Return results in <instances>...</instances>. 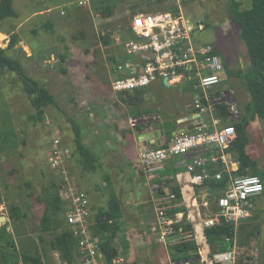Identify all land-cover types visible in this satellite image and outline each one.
Returning <instances> with one entry per match:
<instances>
[{"label": "rangeland", "instance_id": "1", "mask_svg": "<svg viewBox=\"0 0 264 264\" xmlns=\"http://www.w3.org/2000/svg\"><path fill=\"white\" fill-rule=\"evenodd\" d=\"M71 1L12 0L17 16L0 18V45L5 47L9 36L17 35L20 40L6 51L7 55L17 59L31 78L50 90L58 105L46 106L41 120H37L33 117L36 108L31 104V97L36 94L27 95L15 71L0 69V204L5 207V224L8 223L9 226L8 229L6 226V235L14 240L18 250L23 249L25 240L38 242V235L41 233L39 220L49 189L52 190L50 181L53 178L57 182V172L47 162V151L52 145L51 131L58 128L64 141L72 149L67 166L69 175L73 176L75 185L86 194L92 217L100 207L106 205L105 197L113 192L117 183L123 185L125 181H129L136 191V200H144L140 205L144 206L140 213L144 215L141 225L145 229L138 230L135 225L137 220L132 223L130 219H125L126 231L117 237L118 255L111 261L104 259V264H168L164 247L150 231L154 212L149 189L154 190L151 192L152 196H160L161 187L169 190L173 183L166 175L159 178L163 181H154L156 179L150 178L153 175L143 177L140 166L134 162L137 154L128 146L132 137L127 123L128 113H133V109L121 102L118 93L112 92L110 83L114 62L108 59V55L113 53L116 61L124 56L114 53L117 48L115 36L110 35L104 39L101 37L106 31L126 36L121 31H125L129 18L139 10L148 8V1ZM241 1L244 7L249 6V0ZM229 2L230 0H188L185 14L193 21H204L205 29L198 34V38L214 45L220 52L216 53L218 58L222 61L224 57L230 69L243 72L249 64V58L238 27L233 25L228 16ZM103 5L110 8V16L102 14ZM47 8H51V11L44 15H32L35 11ZM19 23H23V26L16 31ZM25 48L29 51L28 55ZM60 54H64L67 60H60ZM62 66L66 72H62ZM224 82L234 90L241 115L249 101L247 98H250L242 85L241 77L234 75ZM145 89L140 105L144 113H159V119H173V122L189 115L192 97L189 82L182 81L167 86L157 81ZM159 94L166 96L168 100L174 99L173 103H165L166 106L162 107L157 98ZM68 119L80 127L83 144L97 155L99 164L93 172L81 169L79 156L74 152V134ZM253 124L249 133L250 149L252 154L259 155V167L264 171V140L257 137L254 132L257 126ZM175 125L178 126V123L175 122ZM26 183L30 184L29 187ZM125 186H120V189ZM184 194L186 206L192 203L187 207V212L191 214L190 221L193 222L197 217L193 237L202 246L201 256L206 259L209 249L203 237L204 228L200 218H205L203 216L214 209V201L211 202L206 189L196 193L192 188ZM37 196L41 197L40 201H37ZM204 201H207L206 206L203 205ZM12 203L20 204L25 213V217L14 225L10 224L7 213V207ZM250 217L234 228L237 258L241 264H264V194L254 199ZM1 222L0 218V224ZM255 229L258 230L257 235L249 239L247 232ZM43 237L42 258L45 264H64L59 254L49 247L53 235L45 232ZM75 262L80 264L78 258Z\"/></svg>", "mask_w": 264, "mask_h": 264}, {"label": "built area", "instance_id": "2", "mask_svg": "<svg viewBox=\"0 0 264 264\" xmlns=\"http://www.w3.org/2000/svg\"><path fill=\"white\" fill-rule=\"evenodd\" d=\"M147 1L148 8L134 13L125 31H121L126 36L111 34L117 42L114 53L124 56L115 61L111 69V90L115 94L125 95L167 78V86L189 82L192 97L189 115L175 119L180 127L170 134L166 144L155 145L152 142L142 146L138 151V163L147 177L162 170L166 162L174 160L183 165L193 184H202L209 179L221 180L226 174V187L215 196L214 209L209 210L200 221L203 228L220 223H230L235 228L252 215L253 201L262 194L263 184L257 174L234 173L237 161L230 146L236 137L233 122L240 118L234 90L224 82V67L214 45L198 38V34L205 29V22L193 21L185 14L188 0ZM83 2L88 3L87 0ZM220 105L227 111L228 122H223L218 109ZM128 114L127 123L134 132L137 131L136 126L143 125L145 129L149 122L160 117L152 112L133 111ZM51 136L53 139L47 151V162L57 172L56 183L63 201L64 218L74 235L79 263L104 264L99 238L92 230L94 217L91 216L88 198L75 185L67 169L72 149L64 141L60 129L51 131ZM179 176L177 174V178ZM161 189L164 194L160 196H152L154 190L149 189L154 212L150 231L164 247L168 264H193L194 257L172 258L169 246L194 238L197 225L187 231L181 226L176 228L175 224L183 218L184 213L172 210L182 202L168 188ZM203 205L206 206L207 201ZM4 210L5 207L0 204V218L6 216ZM186 213L190 221L191 214ZM220 218H223V222ZM224 240L227 242L226 248L211 254L210 260L200 256V264H237L236 233L224 237Z\"/></svg>", "mask_w": 264, "mask_h": 264}, {"label": "trees", "instance_id": "3", "mask_svg": "<svg viewBox=\"0 0 264 264\" xmlns=\"http://www.w3.org/2000/svg\"><path fill=\"white\" fill-rule=\"evenodd\" d=\"M248 3L249 6L244 7L241 0H230L227 13L233 25L237 26L239 29L240 38L246 46L249 64L243 72L240 70L234 71L227 66L224 60L225 58L221 57L224 65V81H227L228 78L234 75L241 77L242 84L250 96V100L244 106V112L237 121L233 122L236 130V137L232 141L230 148L234 159L237 161V170L234 173L238 175L257 174L263 184L262 194H264V171L260 169L256 160H254L246 150L248 142L246 133L247 126L250 121L257 117L260 120H264V0H249ZM101 12L105 16L111 15V10L108 5H103ZM14 16H17V13L12 6V0H0V18L4 19ZM111 34L112 31H106L101 34V37L104 39L105 37H110ZM19 40L16 34H12L9 36L7 45L4 48L0 46V69L15 71L23 83L27 95L32 96L34 93L36 94L35 97H31V104L36 108L33 117L37 118V120H41L40 118H42L46 106L52 104L58 107V105L50 90L40 86L37 81L30 77L24 66L17 59L7 55L6 51L13 48ZM215 52L220 54L216 48ZM59 58L62 61L67 60L64 54H60ZM108 59L113 62L116 61L113 53L108 55ZM61 70L62 72H66L63 66ZM145 88H137L133 92L126 93L125 95L119 93L121 102L128 105L134 112L141 113L143 111L140 109L143 99L142 92L146 90ZM218 109L220 115L224 118L223 122H228L225 107L220 105ZM188 110L191 111V108H188ZM149 112L151 111H147V113ZM68 120L72 125L74 134L73 142L75 146L74 152L79 156L81 169L87 172L95 171L99 164L97 155L83 144L80 127L71 119ZM175 126H177L175 122H172L165 128V137L170 136V132ZM143 129V125L136 126L137 131ZM129 131L130 134H132L131 129ZM164 144H166V141L161 145ZM128 146L135 151L133 139ZM134 162L136 165L140 166V164L136 162V159ZM140 171L141 175L144 177L141 167ZM166 173V170L163 169L155 171L153 177L150 178L156 179L154 181H163L162 178L161 180L159 178L166 175ZM178 179L177 181L175 176L169 178V181L173 183V185L169 187V190L175 194L179 202H182L178 207L174 208L172 212L183 211V218L175 224V227L181 226L184 231H187L191 230V228L197 224V217L193 222L187 220V207L192 203L186 206L183 201V196H185L184 193L192 188L196 193H199L201 189H206L210 195L211 202H213L215 196H218L223 188L226 187L228 178L225 174L221 180L209 179L202 184L190 183L188 176H184V179H182V177ZM29 185V183H26L27 187H29ZM50 186L52 190L49 189L47 201L39 220L41 233L38 235V242L25 240L29 242L27 244L24 242L23 249L18 250L14 240L6 235V226L8 223L0 226V262L2 264H14L17 261H21L22 264H45L42 258L44 254V247L42 244L44 242L43 233L45 232H49L53 235L52 240L49 241V247L59 254L64 264L76 263L75 261L78 256L76 241L72 231L69 230L65 222L63 216V201L59 196L58 185L53 178L50 181ZM163 193L164 191L161 189L160 194ZM40 199L41 197L37 196V201H40ZM7 213L11 225L17 224L25 217L21 205L17 203L8 205ZM194 215L196 216L195 212ZM122 216L123 212L120 200L113 194L108 196L106 205L100 207L94 215L92 230L99 238L100 248L104 259L107 261L115 259L118 255L116 243L118 234L121 231ZM234 231V226L230 223H220L203 229V237L209 249L206 260H210V256L214 252L222 251L226 248L227 242L224 240V237L232 236ZM257 233L258 230L255 229L252 232L248 231L247 235L250 239L256 236ZM201 247L202 246H200L194 238H189L170 246L169 253L174 259L196 257L193 264H200L199 257L201 256ZM237 264H241L239 258H237Z\"/></svg>", "mask_w": 264, "mask_h": 264}, {"label": "crops", "instance_id": "4", "mask_svg": "<svg viewBox=\"0 0 264 264\" xmlns=\"http://www.w3.org/2000/svg\"><path fill=\"white\" fill-rule=\"evenodd\" d=\"M72 1H75V0H72ZM62 5H63V3L60 6H62ZM50 11H51V8H47L46 10L35 11V12H33L32 15L33 16L44 15ZM21 26H23V23H19L15 30L17 31V29ZM21 39H22V37H21ZM22 42H23V39H22ZM24 51H25L26 55H28V53H29L28 49L25 48ZM238 87H239V83H237V88ZM157 93H159V92H157ZM157 98H158L159 103L162 107H165L166 105H171L173 103V100H174L172 98H171V100H168V98H166V96H162V94L157 95ZM247 99L250 100L249 97ZM171 101H172V103H171ZM165 103H166V105H165ZM170 121L173 122V119H158L156 121L153 120V121L148 123L149 125L147 127H145L143 132H137V131L134 132L131 130L132 134H130V135L132 137L131 139H133V141H134L135 152L137 154L136 162H138V151L141 149L142 146H145V145L152 143V142L155 145L163 144L168 139V137H165L164 131L166 128L165 125L168 126L169 124H171ZM252 122H254V124ZM125 123H126V120H125ZM251 124H253L254 126L255 125L257 126V127L255 126L257 128V130H254V132L256 133L257 137L261 141H263L264 140V134H263L264 133V120H260V119L252 120V121H250V123L246 129V133L248 136V142H247L246 150L250 154V156L254 160H256V162L259 166V164L261 163L259 155L252 154L251 149H250L251 142L249 139V133L251 130ZM179 127H180V125L178 124V126H175V128L170 133L174 132L175 129L179 128ZM253 129H254V127H253ZM252 134H253V132H252ZM163 170H166V172H167L166 176L168 178H173L175 176V179H177V181L179 180L178 178H180V177H182V179H184V176L187 177L186 172H185V168L183 167V165L182 164L180 165L178 162H176L174 160L171 162H169V161L166 162ZM177 174H180V176L178 178H177ZM145 184H146V182H145ZM120 186H125V187H123L124 189L122 188L123 191H122V189H120ZM112 194L115 195V197L120 200L121 209L123 212L122 226H121V231L119 232V234L126 231V230H124V227L126 224V222H124L125 219H127L128 221L130 219L131 222L137 220L135 222V225H137L138 230H139V228L141 230H144L145 228L141 225L144 215L140 213L141 208H144V206H140L141 202H144V200H142V201H140V199H139V201L136 200L137 195H136V191L134 189V186L130 185L129 181H125L123 185H121V183H117V186L114 185L113 192H111L110 195H112ZM107 198L108 197L106 195L105 200ZM119 234H118V237H119ZM122 238L126 239L125 235H122ZM118 239H120V238H118ZM127 242H128V245H131L130 241H127Z\"/></svg>", "mask_w": 264, "mask_h": 264}, {"label": "water", "instance_id": "5", "mask_svg": "<svg viewBox=\"0 0 264 264\" xmlns=\"http://www.w3.org/2000/svg\"><path fill=\"white\" fill-rule=\"evenodd\" d=\"M0 46H1L2 48H4L3 45H0ZM163 84H164V85H168V79H167V78H164V79H163ZM189 128H191V126H190ZM180 129H184V128H180ZM1 219H2L1 225L5 224V222H6V216H1ZM220 221L223 222V218H220ZM8 228H9V226H7V229H8ZM0 264H2V263L0 262Z\"/></svg>", "mask_w": 264, "mask_h": 264}]
</instances>
